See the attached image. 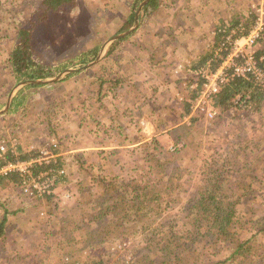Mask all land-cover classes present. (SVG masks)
Returning a JSON list of instances; mask_svg holds the SVG:
<instances>
[{"label": "rangeland", "instance_id": "rangeland-1", "mask_svg": "<svg viewBox=\"0 0 264 264\" xmlns=\"http://www.w3.org/2000/svg\"><path fill=\"white\" fill-rule=\"evenodd\" d=\"M175 1L158 0V5L167 7ZM230 1L233 14L240 9L249 15L255 4V0ZM41 2L42 0H0V110L17 84L10 72L7 58L20 28L31 30L33 55L40 62L59 65L86 50L95 48L98 52L102 44L123 27V23L129 18L133 0H76L73 6H66L56 12L44 11ZM152 23L150 17L144 15L141 24L146 27L137 28L128 40L116 45L113 54H110L122 55L126 50L138 54L141 51V40L151 38L146 28ZM133 36L138 39L135 44L129 42ZM191 39L197 44V48L202 45V41H195L196 35ZM253 49L256 53L263 51L257 54L264 57V32ZM148 51L151 52L150 48ZM111 55H105L102 62L82 69H87L83 75L23 89L22 96L13 106L15 109L0 114V142L11 140L26 148L40 131L27 125L29 118L43 123L40 125L45 132L46 129L49 132L53 129L55 135L57 128L64 131L72 130L74 126L76 118L65 110L68 105H73V108L81 105L83 110L79 116L83 118L82 116L88 117L95 112L96 115L110 114L107 108L112 102L114 120L121 124L114 131L115 144H119L118 129L127 131V123L122 116L127 114L126 104H117L118 101L110 97L101 99L100 94L94 92L97 86L93 81L89 85L81 84V90L68 89L79 86L78 82L84 77H95L94 74L104 79L113 77L118 63L114 62ZM197 59L195 57L194 60ZM143 64L145 67L149 64L154 67L151 68L152 75L159 85L162 81H170L168 74L172 73L162 70L161 66L164 65L161 58H151ZM184 78L186 80L184 79L183 85L174 86V91H183V103L189 101L191 94L187 82L192 80L194 88L196 80ZM85 82H89V79ZM113 82L114 79L109 85ZM157 83L148 85L144 94L145 104L151 101L150 104L153 105L154 99H158L160 106L165 109L160 115L168 120L180 110L178 106L170 110L163 105L169 92L162 90L158 94L161 86ZM119 88L118 98L120 95L124 97L128 92L133 94L138 91L136 94H139L143 91L131 79L128 84L123 81ZM51 93H54L52 97ZM90 102L94 105L90 106ZM104 102L108 105H103ZM249 107L239 105L240 110L225 115L220 110L221 114L212 119L191 112L190 108L189 122L184 127H178L175 133L177 140L172 144L161 145L156 143L157 140L150 139L132 150L125 151L122 147L119 159L112 157L106 170H95L94 166L89 173L80 171L75 175L78 186H73L72 181H68L66 172V177L59 180L55 193L42 201L26 197L12 181L1 182L0 219L5 212L9 233L0 240V264H61L70 260L79 264H91L92 261L100 260L103 264H174L175 259L165 257L167 250L172 248L170 244L175 247V251L186 253L188 264L216 261L218 262L215 264H239L226 259L229 254L227 242L206 244L207 240L204 239L191 249L178 248L183 246L182 241L188 230H192V227L182 224L187 221L185 215L188 206L205 188L219 189L220 195H223L221 202L234 206L237 214L249 222L239 231V238H248L260 228L257 224L264 215V101L257 112H250ZM69 117L73 119L70 121ZM68 122L72 125L69 126ZM138 129L140 128L135 126L131 131L138 132ZM116 132L118 133L115 134ZM109 134L111 133L108 132L107 135ZM109 155L113 156L114 152ZM152 156H157V164ZM119 171L122 174L117 173ZM110 177H115L111 181V191H118L125 198L122 201L118 197H112L105 201L106 204L117 202L118 209L104 212L101 210L104 205L101 204L103 198L100 197V180H108ZM137 190L140 191L137 192L140 198L145 194L146 198L157 199L144 201L143 204L151 205L140 211L139 216H126L121 210H126L125 204L129 203L127 201L131 196L136 195ZM170 228L176 234V243H171L166 236ZM191 234L195 237L196 229ZM258 237L263 242H256V256L250 260L246 257L247 264H260L262 262L258 260H264V234L263 238Z\"/></svg>", "mask_w": 264, "mask_h": 264}, {"label": "crops", "instance_id": "crops-1", "mask_svg": "<svg viewBox=\"0 0 264 264\" xmlns=\"http://www.w3.org/2000/svg\"><path fill=\"white\" fill-rule=\"evenodd\" d=\"M232 8L230 0H176L171 6L161 7V5H158L153 11L151 10L146 14L150 17V20L153 21V23L147 25L148 28H146V30L148 29L146 32H150L151 38L148 40L147 38L141 40V51L136 54L133 53L132 50H126L125 53L117 56L109 54L112 56V59H114V62L118 63V66H115L117 69L114 70L112 74L115 78L109 77L108 79H104L102 76L98 78L99 75L97 76L94 74L95 77H84V79H81V81L78 82L79 86L68 88L69 90H81V84L82 86L83 83L89 85L93 81L97 86L94 92L95 94H100L101 99L110 97L118 101L117 104H126L125 110L127 114L122 116L124 120H126L127 131L118 129L120 132L115 133H118L117 140L121 146L115 144L114 131L116 126L121 124H117V121L114 120L113 115L115 110L114 104L111 102L110 107L107 108L110 110V114L104 115L101 113L96 115L95 112L88 117L82 116L83 118L79 116V113L83 110L81 105H78V108H73L71 104L68 105V108L64 107L67 113L76 118L73 123L75 127L73 126L72 130L66 129L64 131H59L57 128L55 129V135L53 129H51L50 132L46 129L45 132L40 125L43 123L29 118L27 125L34 129H40V131L42 129V131L37 132V135L34 137L35 142L33 141L31 145H26V148L34 149V151L41 148L50 150L53 156H55V159H52L50 165L52 167L63 166L66 172H68V181H72L73 186H78V181L74 178L75 175H78L80 171L89 173L91 167L94 166L96 167L95 170H106L108 165H110L112 157L116 160L119 159V154L121 155L122 153V147L125 148V151L128 149L132 150L136 146L146 144L150 139L157 140L156 142L161 145H164V143L170 145L175 142L177 140L175 133L178 127H184L189 122L188 118H190L189 111L191 104L188 108L189 111L186 110V106L192 100L189 98L188 102L183 103V91H174V86L183 85L186 80L184 77L193 78L190 71L198 68L199 66H195L196 63H198L202 57L209 54L210 51H213L216 46L217 42H215V37L217 30L223 26H227L233 18L242 15L243 11L239 9L235 13L237 16L234 17L235 14H233ZM141 26L146 27L140 24L139 27ZM238 28L239 27L232 28L230 31L238 30ZM139 33L143 34L144 32ZM140 34L137 33V35ZM195 35V41H202V45L198 48L196 46L197 44H195V42L193 43L191 39ZM136 41H138V39L134 36L132 39H129L131 44H135ZM110 44L105 48L101 58L91 66L102 62L103 58L105 59V53ZM149 48L151 52L148 51ZM195 57L198 58L196 61L194 60ZM151 58L152 60H157L158 58L162 59V64L164 65L161 66L162 70L172 73L168 74L170 81H162L160 85L158 84L159 82L156 81L154 75H152L151 68L153 69L154 67L149 64L148 68L143 64L145 61L149 62ZM77 67L80 66L78 65L70 68ZM86 71L87 69L74 71V73L70 72L73 74L67 73L63 78L57 81L79 74L83 75ZM87 79H89V82H85ZM112 79H114V82L109 85ZM129 79H131L134 84L137 83L138 87L143 91L139 92V94H136L138 91H135L133 94L132 92H130V94L128 92L125 93L124 97L120 95L118 98L120 89L119 84L123 81L125 84H128ZM137 79H139L138 82H136ZM153 83H157L161 86L158 94H160L162 90H167L169 92V94L166 95L163 105H166L170 110L176 109L178 106L180 111L178 114L175 112L173 118L166 120L164 116L160 115L165 109L163 106H160L158 99H154L155 104L153 105L150 104V99V102L145 104L144 94L148 90V85ZM187 87L193 89L192 80L187 82ZM79 92L84 96L83 92ZM53 95L54 93H51V97ZM146 100H148V96ZM178 104L181 105L179 106ZM92 105L94 104L90 102V106ZM103 105L108 104L104 102ZM97 106H99V103ZM170 110L168 111L169 114ZM223 113L225 115L228 112ZM69 118L70 121L73 119L71 117ZM164 121H166V123ZM67 124L69 126L72 125L71 122ZM135 126H138L140 129H138V132L133 133L131 130H133ZM108 132L111 134L107 135ZM36 142H40V144H36ZM113 152V156L109 155V153L113 154ZM133 158H135V156ZM155 158L157 159V156ZM103 173L106 172L104 171ZM117 173H121V171Z\"/></svg>", "mask_w": 264, "mask_h": 264}, {"label": "trees", "instance_id": "trees-1", "mask_svg": "<svg viewBox=\"0 0 264 264\" xmlns=\"http://www.w3.org/2000/svg\"><path fill=\"white\" fill-rule=\"evenodd\" d=\"M142 0H133L132 6H131V12L129 14V18L123 23V27L114 35L119 34L127 29H129L134 20L135 11L139 5V3ZM76 0H42V9L44 11H60L66 6H73L75 4ZM158 6V0H148L142 7L139 15V25L137 28H139L141 24V20L148 13V11H153ZM256 16L255 13L252 10H250L249 15L242 14L236 18H233L232 21L227 25L219 28L217 30L216 39L215 42L216 46L214 47L213 51H210L209 54L202 57V59L196 63L195 66L199 67H208L211 70L216 68L218 63L221 62L222 57L226 54L225 47H228L227 45V39L226 36L230 33V30L232 28H243V31L241 33H246L249 31L251 25L254 23ZM136 28V29H137ZM135 29V30H136ZM116 39L113 43L110 44L108 47L105 55H108L112 53L116 47V45L121 44V42L132 33ZM240 33V32H237ZM113 35V36H114ZM31 30L27 28H20L16 35V42L13 44L11 50L8 53L7 63H9L10 72L14 78L15 84L21 81H27V80H36V79H46L56 76L59 72H62L63 70L67 69L70 66L75 65H83L89 61H92L96 55H97V49H89L84 52H81L80 54L74 56L72 59H69L63 64L59 65H49L44 64L40 62L34 55L32 51V44H31ZM226 41V42H225ZM212 52V53H211ZM263 52V51H261ZM259 52V53H261ZM258 53V52H257ZM256 53V54H257ZM258 53V54H259ZM257 54V55H258ZM260 56V55H258ZM198 67V68H199ZM260 67H264V63H260ZM263 69V68H262ZM74 73V72H73ZM70 73V74H73ZM41 84H28L20 88L16 94L12 97V100L10 102V106L8 108V112L10 110H14L13 106L22 96L23 89L29 88V87H35L39 86ZM199 84L197 83V86H195L193 89H191V94L189 96L190 100H192L189 104L186 106V110L189 111V105L193 103L197 92H198ZM213 106L220 109L223 112L235 113V111L240 110L239 103L243 102L245 107L250 108V112H257L261 109V106L263 105L264 101V92L261 90V88L254 82L253 79H244V78H233L228 83L223 85L216 93V95L213 96ZM20 103V102H19ZM1 108V107H0ZM252 108V109H251ZM254 110V111H253ZM190 112V111H189ZM157 143V142H156ZM12 150V151H11ZM37 151H34V149H28L24 148L19 144H15L10 147V150L7 152L8 159H28L30 157H34L37 155ZM152 159L157 164V159L152 156ZM35 170V173L41 169H43V166H37ZM21 177L17 173H8L6 175H0V183L3 181H12L14 183H19L21 181ZM115 177H110L108 180H100V183L102 182V192L100 194V197L103 198V204L101 210L104 212H112L116 211L118 209V203L112 202L111 204H106L105 201L109 200L110 198L118 197L122 201L124 200L125 195H121L118 193V191H111V185L114 181ZM118 187L121 189L122 187L120 184H117ZM218 189V188H217ZM21 192V191H20ZM135 196H131L126 203V210L122 208L121 211H124V214L126 216H131L133 214L138 215L141 214L143 210H145L147 207L149 208L148 204H143L144 201H153L156 200V198H146L145 194H142L141 197L137 194ZM103 194V195H102ZM220 191L216 189H210L205 188V190H201L199 192V196H195L191 200V205L188 206V212L185 215L186 222H182L183 226H188V228L192 227V230H188V234L185 235L184 240L182 241V247H179L178 249H186L191 247H196V243L199 241H203L206 239V244H217V242H227L229 245L227 246L229 249V254L226 257V259L234 260L235 263L239 264H247V261L252 259L256 256V250H257V241H262L261 238H263L264 234V215L261 216L258 222V230H256L255 234H252L250 237L241 239L238 236L239 231L244 229V227L247 226L249 222L244 221L239 214H237L234 206H228L221 202V199L223 195H220ZM118 195V196H115ZM51 195H46L45 198H50ZM31 200V199H30ZM42 201V200H41ZM188 205V204H187ZM23 209V207L21 208ZM141 211V212H140ZM187 211V210H186ZM7 214H3L2 218L0 219V240L4 236H6L7 233H9V223H7ZM256 225V222H255ZM196 229V236L194 237L191 233L193 230ZM183 231V230H182ZM167 237H169V241L171 243H176V234L174 233L173 229L170 228V230L167 231L166 234ZM210 236V237H208ZM211 242V243H210ZM213 242V243H212ZM263 242V241H262ZM172 248L167 250V253L165 254V257H170L171 259H175L176 263L174 264H188V259L186 258V253L181 251H175V247L170 244ZM264 248V246H263ZM183 254V255H181ZM160 257H162L161 253L159 254ZM246 257H249L248 260ZM262 262L264 264V260H258V262ZM216 261L215 263H217ZM151 263V262H149ZM215 263H202V264H215ZM260 263V264H262ZM61 264H79L75 261V263L70 261H64L61 262ZM88 264V263H84ZM91 264H103V262L100 261H92Z\"/></svg>", "mask_w": 264, "mask_h": 264}, {"label": "built area", "instance_id": "built-area-1", "mask_svg": "<svg viewBox=\"0 0 264 264\" xmlns=\"http://www.w3.org/2000/svg\"><path fill=\"white\" fill-rule=\"evenodd\" d=\"M252 7L256 16L254 23L246 33H241L243 28L230 31L226 36V54L216 68L211 70L204 66L190 71L192 79H196L195 86L199 84L191 112H197L207 119L220 115V109L213 106L212 98L233 78L253 79L264 92V70L260 67L264 57L258 56L253 49L264 32V0H255ZM239 104L244 105L243 102ZM13 145L15 143L11 140L0 142V175L17 173L22 179L14 185L28 198L41 201L42 197L54 194L59 180L66 176V169L50 165L52 159H55L51 151L41 148L34 157L8 159L7 152ZM37 166H43V169L35 173L34 168Z\"/></svg>", "mask_w": 264, "mask_h": 264}, {"label": "water", "instance_id": "water-1", "mask_svg": "<svg viewBox=\"0 0 264 264\" xmlns=\"http://www.w3.org/2000/svg\"><path fill=\"white\" fill-rule=\"evenodd\" d=\"M148 0H142L136 11H135V15H134V20H133V24L132 26L119 33V34H116L112 37H110L105 43L102 44V46L100 47V49L98 50L97 52V55L96 57L94 58V60L80 66V67H77V68H67L65 69L64 71H62V73H59L58 75L52 77V78H46V79H36V80H27V81H21V82H18L14 88L11 90V92L9 93L7 99H6V102H5V105L4 107L0 110V114L6 112L10 106V102L12 100V97L15 95L16 91H18L19 88L25 86V85H28V84H44V83H49V82H55L57 80H59L60 78H62L65 74L67 73H70V72H74V71H79V70H82V69H85L89 66H91L92 64L96 63L102 56L105 48L107 47L108 44H110L111 42H113L114 40L118 39V38H121V37H124L128 34H130L131 32H133L139 25V15H140V11L143 7V5L147 2Z\"/></svg>", "mask_w": 264, "mask_h": 264}]
</instances>
